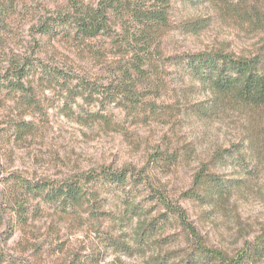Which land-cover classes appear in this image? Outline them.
I'll use <instances>...</instances> for the list:
<instances>
[{
  "label": "rangeland",
  "instance_id": "1",
  "mask_svg": "<svg viewBox=\"0 0 264 264\" xmlns=\"http://www.w3.org/2000/svg\"><path fill=\"white\" fill-rule=\"evenodd\" d=\"M85 1L99 4L104 0ZM66 4V0H27L26 10L21 6L10 24V36L4 46L6 52L40 58L70 76L85 77L108 90L116 91L118 84L124 89L131 86L129 76L136 45L132 35L137 30L136 23L129 17H126L127 23L114 17L117 42L109 43L108 59L95 61L83 57L63 40L42 43L34 24L41 18H55ZM200 15L212 16L210 25L203 32L192 34L178 27L164 36L161 51L155 56L179 57L217 48H227L243 57L257 52L262 36L247 25L241 26L232 18L222 17L211 5L178 4L173 11V22L175 26H181L182 18L191 20ZM1 60L6 62L3 53L0 55V72L6 66ZM163 66L168 73L167 91L157 100L160 115L147 114L145 119L133 121L113 104L107 111L121 126L114 130L98 123L78 121L83 101L79 99L77 105H72L73 111H65L64 100L48 90L44 97L54 100L46 101L44 119L40 114L33 118L36 136L17 146L9 129L16 114L13 103L0 112V264H151L157 254L179 253L187 246L181 226L174 225L159 231L155 238L161 244L155 243L149 250L134 247L129 254L118 250L113 246L114 240L120 238L134 245L135 230L140 220L146 219L140 216L126 223L114 218L121 215L119 212L123 207L118 192L103 193L105 212L110 217L101 215L93 222L87 220L84 226L69 227L44 209L42 219L30 221L22 230L11 213L12 206H16L14 201L10 204L5 182L12 173L32 181L54 183L79 179L92 172L124 171L142 185L143 195L138 201L157 190L174 208L187 212L186 222L197 229L209 246L236 250L245 240L255 241L260 236L264 230V167L259 168L258 175L248 176L246 185L235 190L230 201L219 209H208L205 214L202 209L183 201V193L190 188L201 165L217 152L233 149V145H246L247 121L243 113L229 105H222L212 118L194 112L192 106L209 103L212 97L209 90L184 68ZM124 89L117 90L124 92ZM99 110L97 106L90 108L92 112ZM186 148L192 151L189 159H186ZM159 151L167 153L165 156L174 162L169 166L158 165L160 167L150 173L148 168L152 167L153 154ZM239 170L230 165V161L215 168L226 180L240 178ZM149 203L146 200L145 204ZM159 213L153 211L148 216L153 218Z\"/></svg>",
  "mask_w": 264,
  "mask_h": 264
},
{
  "label": "trees",
  "instance_id": "2",
  "mask_svg": "<svg viewBox=\"0 0 264 264\" xmlns=\"http://www.w3.org/2000/svg\"><path fill=\"white\" fill-rule=\"evenodd\" d=\"M66 2L55 18H41L34 24L42 43L63 40L65 44L75 47L83 57L104 61L111 53L109 43L117 42L113 18L118 16L127 23L126 17H129L137 27L132 35L136 44L132 74L129 76L132 85L124 89L122 84H118L116 91L108 90L85 77L70 76L40 58L26 53L12 55L6 52L4 46L10 36V24L21 6L26 10L27 0H0V55L3 53L6 56V62L1 60L6 66L0 72V112L13 103L16 114L9 129L12 130L15 145L22 146L36 136L37 126L33 118L40 114L44 119L47 115L44 111L46 101L54 100L44 97L48 90L64 100L65 111H73L72 105H77L81 99L83 105L79 107L78 121L98 123L109 130L121 127L107 111L113 104L133 121L145 119L147 114L158 117L157 100L167 91L168 73L163 70V65H173L184 68L212 96L208 104L192 106L194 112L212 118L222 105H229L243 113L247 121L244 148L239 144L233 145V149L217 152L201 165L190 188L183 193V201L206 214L208 209L214 211L229 202L234 191L246 185L248 176L258 175L259 168L264 167V0ZM178 4L211 5L222 17L232 18L241 26H249L262 36L257 52L253 56L243 57L227 48H217L179 57L155 56L161 51V41L168 32L180 27L187 33L199 34L210 25L212 16L200 15L191 20L182 18L179 21L181 26H175L173 11ZM127 45L132 46L129 41ZM121 88L124 92L117 90ZM92 106L100 107V110L92 112ZM186 149V159H189L192 151ZM166 154L160 151L153 154L152 167L148 168L150 173L162 165L173 164L174 161L169 160ZM228 161L240 169V178L226 180L215 171L219 164ZM5 182L10 204L14 201L16 206H12L11 213L18 219L22 230L28 227L30 221L42 219L44 209L69 227L75 224L84 226L87 220L93 222L101 215L110 217L105 212L103 193L118 192L123 207L119 212L121 215L114 218L126 223L136 217L146 218L140 220L135 230L134 245L120 238L114 240L113 246L118 250L127 254L134 247L149 250L155 243L161 244L155 238L159 231L167 226L179 225L187 241L186 248L179 253L157 254L151 264H264V230L255 241L245 240L243 246L236 250L209 246L197 229L186 222L187 212L174 208L157 190L150 192L145 200L138 201L143 195L140 189L142 185L124 171L92 172L79 179L54 183L32 181L12 173ZM145 191L149 190L145 188ZM146 200L150 201L149 205L145 204ZM153 211L160 213L149 218Z\"/></svg>",
  "mask_w": 264,
  "mask_h": 264
}]
</instances>
